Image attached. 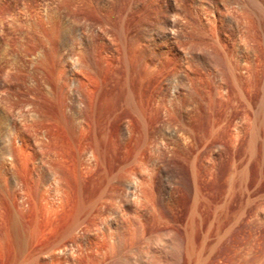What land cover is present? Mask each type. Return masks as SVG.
<instances>
[{
	"label": "rangeland",
	"instance_id": "rangeland-1",
	"mask_svg": "<svg viewBox=\"0 0 264 264\" xmlns=\"http://www.w3.org/2000/svg\"><path fill=\"white\" fill-rule=\"evenodd\" d=\"M0 264H264V0H0Z\"/></svg>",
	"mask_w": 264,
	"mask_h": 264
}]
</instances>
